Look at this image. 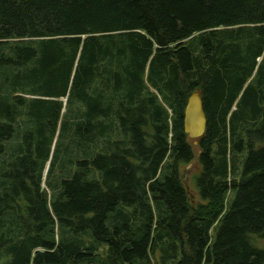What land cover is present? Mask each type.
<instances>
[{
	"label": "trees",
	"instance_id": "1",
	"mask_svg": "<svg viewBox=\"0 0 264 264\" xmlns=\"http://www.w3.org/2000/svg\"><path fill=\"white\" fill-rule=\"evenodd\" d=\"M17 135L0 264H264V0H0V156Z\"/></svg>",
	"mask_w": 264,
	"mask_h": 264
},
{
	"label": "rangeland",
	"instance_id": "2",
	"mask_svg": "<svg viewBox=\"0 0 264 264\" xmlns=\"http://www.w3.org/2000/svg\"><path fill=\"white\" fill-rule=\"evenodd\" d=\"M22 136H14L10 140H8L5 143V154L0 156V172L4 171L7 168L8 163L12 162L14 158L20 153V149L23 148V143H22ZM193 146H195V143H192ZM195 156L192 162L186 166H184L181 169L182 174L184 175V185L187 187V191L190 194V198L193 202H198L199 198L197 195V191L194 187L193 183V177L199 172L200 166L197 161V151L195 149ZM8 162V163H7ZM65 168V166L62 163V160L59 159V161L55 165V170H54V175H63L62 171ZM48 168V163L45 166L44 172H43V177H42V184L41 188L46 190V185L44 183V178L46 175V170ZM65 171V170H64Z\"/></svg>",
	"mask_w": 264,
	"mask_h": 264
},
{
	"label": "water",
	"instance_id": "3",
	"mask_svg": "<svg viewBox=\"0 0 264 264\" xmlns=\"http://www.w3.org/2000/svg\"><path fill=\"white\" fill-rule=\"evenodd\" d=\"M205 127L206 119L202 107V99L198 92H194L188 97L184 108L183 130L190 139H197L203 135ZM185 188L187 189L186 186ZM188 195L190 197L189 193Z\"/></svg>",
	"mask_w": 264,
	"mask_h": 264
}]
</instances>
